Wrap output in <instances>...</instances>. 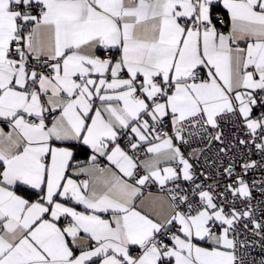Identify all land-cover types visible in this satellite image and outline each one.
Instances as JSON below:
<instances>
[{
	"label": "snow or ice",
	"instance_id": "obj_1",
	"mask_svg": "<svg viewBox=\"0 0 264 264\" xmlns=\"http://www.w3.org/2000/svg\"><path fill=\"white\" fill-rule=\"evenodd\" d=\"M0 264H264V0H0Z\"/></svg>",
	"mask_w": 264,
	"mask_h": 264
},
{
	"label": "crops",
	"instance_id": "obj_2",
	"mask_svg": "<svg viewBox=\"0 0 264 264\" xmlns=\"http://www.w3.org/2000/svg\"><path fill=\"white\" fill-rule=\"evenodd\" d=\"M153 192H155L156 191V189H151Z\"/></svg>",
	"mask_w": 264,
	"mask_h": 264
},
{
	"label": "built area",
	"instance_id": "obj_3",
	"mask_svg": "<svg viewBox=\"0 0 264 264\" xmlns=\"http://www.w3.org/2000/svg\"><path fill=\"white\" fill-rule=\"evenodd\" d=\"M152 189H155V187H153Z\"/></svg>",
	"mask_w": 264,
	"mask_h": 264
}]
</instances>
